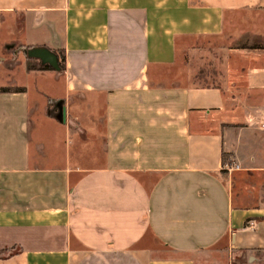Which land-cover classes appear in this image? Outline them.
Listing matches in <instances>:
<instances>
[{
    "label": "crops",
    "instance_id": "obj_1",
    "mask_svg": "<svg viewBox=\"0 0 264 264\" xmlns=\"http://www.w3.org/2000/svg\"><path fill=\"white\" fill-rule=\"evenodd\" d=\"M263 4L0 0V86L24 88L0 92V264H249L264 250V205L233 188L264 169L225 137L236 94L178 58ZM40 46L64 68L27 70ZM237 68L264 85V62Z\"/></svg>",
    "mask_w": 264,
    "mask_h": 264
},
{
    "label": "rangeland",
    "instance_id": "obj_2",
    "mask_svg": "<svg viewBox=\"0 0 264 264\" xmlns=\"http://www.w3.org/2000/svg\"><path fill=\"white\" fill-rule=\"evenodd\" d=\"M255 34L264 36V4L227 13L223 33L219 36L191 37L180 42L178 58L181 64L191 66L194 75L199 72V84L222 86L233 96L236 94L234 99L226 100L229 107L225 119L234 127L232 131L225 130V137L231 133L230 143L237 145L243 164L264 167V85L249 87L248 82L241 81L239 73L233 71L235 68L239 71L237 67L245 63L264 62V55H256L252 50L256 48L240 47L256 42ZM259 42L264 44V37ZM240 49L250 50L248 55L245 52L243 55ZM239 185L249 189L248 203L264 205V169L233 174L234 190ZM250 254L253 258L249 264H264V250H253Z\"/></svg>",
    "mask_w": 264,
    "mask_h": 264
},
{
    "label": "trees",
    "instance_id": "obj_3",
    "mask_svg": "<svg viewBox=\"0 0 264 264\" xmlns=\"http://www.w3.org/2000/svg\"><path fill=\"white\" fill-rule=\"evenodd\" d=\"M262 37H264V36H262V34H255L254 35V40L256 42H254L253 44H241L240 47L264 48V44L259 42V40ZM57 65L59 67V70H62L64 68V54L62 52H60L57 55ZM26 69L29 70V71L30 70H52L53 67L50 64H48V63H43L39 59L29 58L28 57V58H26ZM23 90H24L23 87H4V86H0V92H20V91H23ZM228 156H229V154L226 153V152H222V154H221V159H222L221 161H222V165H223V169L222 170H225L224 167L230 165V162L227 161Z\"/></svg>",
    "mask_w": 264,
    "mask_h": 264
},
{
    "label": "water",
    "instance_id": "obj_4",
    "mask_svg": "<svg viewBox=\"0 0 264 264\" xmlns=\"http://www.w3.org/2000/svg\"><path fill=\"white\" fill-rule=\"evenodd\" d=\"M27 56L29 58L39 59L43 63L50 64L53 67V69L59 70V67L57 65V56L45 48L30 49L27 53Z\"/></svg>",
    "mask_w": 264,
    "mask_h": 264
}]
</instances>
